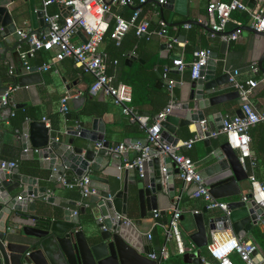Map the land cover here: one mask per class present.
Instances as JSON below:
<instances>
[{"label":"water","instance_id":"water-1","mask_svg":"<svg viewBox=\"0 0 264 264\" xmlns=\"http://www.w3.org/2000/svg\"><path fill=\"white\" fill-rule=\"evenodd\" d=\"M174 2L175 0H165L164 4L159 5L157 0H147L145 4L157 5L160 8L161 18L168 27H176L180 24L196 25L203 28L210 37L211 30L197 21L168 23L163 18L162 12L163 9L177 12ZM257 2L258 0H248V8L254 10ZM10 6L11 1L0 0V65H9L12 58L17 68L16 75H18L21 73L18 47H23L29 35L35 31L28 30V27L23 24L25 20L19 19V13L15 7ZM69 10L70 7L67 8V11ZM32 12L34 23L38 22L47 32L42 12L35 11L34 8ZM66 16L67 12H64L63 17ZM105 20L109 23L111 14H107ZM242 30L264 38L263 32H258L249 26L239 27L226 33H214V37L217 39L229 37ZM18 31L24 32L25 37H21ZM77 35L83 42L85 41L80 32ZM181 39H183L182 36ZM226 45L227 41L220 42V54L224 53ZM198 50V47L195 48V51ZM217 56L218 53L211 52L206 65L201 67L198 78L189 81L185 100L175 104L173 111L160 123L164 144L175 145L174 134L178 126L187 127L194 124L196 134L207 137L209 133L202 132L200 122L206 121L211 109L226 102L238 100V93L235 91L214 95L228 86L230 77L227 69L218 63ZM135 59L136 56H131L125 64L129 66ZM263 60L264 51L257 61L262 73H264ZM173 69L177 71V67L174 66ZM219 71H222V74L216 76ZM39 82L37 67H31L28 74L21 75L15 80L18 87H27ZM166 84L167 82H159L156 87L161 88ZM7 90L8 86L3 85L0 77V114L11 106V103L8 106L1 104V97ZM84 101V97L71 99L72 108L77 113L74 117L71 113L65 115L66 121L75 122V125L65 128V136L70 137L69 139L55 141L44 122L28 123L26 121L22 127L20 147L25 155L28 151L30 154L36 153L39 168L52 171V181L65 178V185H70L74 180H80L87 174L90 192L88 207L93 211L97 210L101 222L99 219L96 221V229H91L89 235L82 230H77L78 213L74 216L71 209H62L60 212L51 209L47 212V205L59 206L56 198L46 196L47 187H35L36 179L22 175L18 168H6L0 171V218L3 217V221H0V264H157L123 240L120 236L123 224L118 216L126 215L127 187L128 184H135L138 190L139 218L130 220V223L140 226L144 218H153V211L158 210V195L164 192V185L168 196L171 198L174 196L173 174L179 172L178 168L173 170L174 164L169 158L163 161V167H161L160 158L153 157L143 164V178L136 181V171L125 167L133 161L135 155L108 153V149L117 144L105 139L106 129L100 117H85L78 113ZM176 111H180L181 115L176 114ZM139 114L149 116L147 112H139ZM211 115L217 121V129H221L223 122L221 114ZM235 115L241 118V110L239 109ZM4 133L0 130V149ZM127 142L146 144L145 139H126L125 143ZM96 143L101 144L97 152L93 149ZM204 144L208 146L209 139H205ZM154 153L155 151L150 150L151 156ZM212 156L215 162L200 173L205 186L217 200L236 198L239 200L228 202V212L221 211L220 215L208 218L207 223L204 214L208 215L210 212L206 209L193 214L196 231L190 235L189 239L196 248V252H187L182 256L185 264H201V249L208 243L207 224L210 223L211 229L215 227L218 230L230 229L234 235L243 237L257 225L259 217L264 214L259 206L251 202L250 188H247L245 193L241 192L239 183L247 182L248 175L241 168L236 153L228 144L224 142ZM108 169H114L115 173H109ZM121 171L123 187L113 195L107 187L108 180L94 174L101 172L120 179ZM29 198L32 201H29ZM39 203H42L44 213L38 212ZM83 213L85 209L81 208V214ZM164 213L160 211V215ZM102 227L105 229L102 230ZM152 236L153 250L158 251L160 241L156 229L152 230Z\"/></svg>","mask_w":264,"mask_h":264},{"label":"built area","instance_id":"built-area-1","mask_svg":"<svg viewBox=\"0 0 264 264\" xmlns=\"http://www.w3.org/2000/svg\"><path fill=\"white\" fill-rule=\"evenodd\" d=\"M147 0H40L42 18L46 25L47 32L31 33L28 37L25 50L18 47L20 69L26 71L31 68L28 64V59L32 58L36 51L44 50L52 53L49 61L38 70L49 71L51 65L59 63L63 60H71L80 67L82 73L89 74L93 78L90 87V94L95 95L98 92L112 97L116 103L122 105V113L130 123L138 124L140 129L144 131L145 145L140 143H122L108 149V153L123 154L133 152L135 158L129 164H126L127 169L136 171L138 178H143V164L153 157L164 156L169 158L173 164L178 168V177L185 185H192L193 190L190 194L193 199H202L205 202L207 211L220 210L228 212V204L222 200H217L210 194L209 188L205 186L200 172L196 169L195 163L190 157L182 153V148L190 150L196 142L217 138L223 135L225 142L231 150L236 153L238 163L243 171L248 175L247 181L251 190V202L259 206L264 212V184L259 183L255 177L250 173L254 167V158L250 150V136L249 131L257 124L264 122V96H262L263 108L257 109L251 103L250 97L254 89L259 85V81L254 78L246 81H239L237 79L238 71L229 72V86L232 91L238 93V101L242 117L236 115L226 118L222 122V128L214 132H209L206 128V121H201L202 132H208L209 135H194L190 139L181 144H164L162 138V129L160 123L169 115L174 109L173 103V89L175 81L168 79V68L164 67L162 74V82H167L166 88L168 90L170 100L168 104L155 116L153 122H149V117L141 116L139 112L129 106L130 100H126L121 91V84H115V76L108 73L109 64L116 65V59L111 60L108 53L103 50V38L110 22H114V29L111 38L115 42V46L119 47L121 42L130 30H134L135 35L139 38H145L148 42L154 37L166 38V48L171 49L176 43L175 37L168 35V26L161 18L160 8L156 5L153 15L157 18V29H152L148 19L142 17L141 7ZM159 5L165 3V0H157ZM248 0H208L206 5V22L203 23L211 30V38L214 33H223L229 22L232 20V14L236 11L246 12L250 16V27L258 32L264 33V7L250 10L247 6ZM54 5L56 11L50 13L49 8ZM70 10L67 11V8ZM113 8L115 9L113 11ZM122 8H135L131 10L128 18L123 17L119 12ZM67 12V16L63 17V13ZM111 14V21L108 23L105 16ZM63 22L62 24L60 22ZM190 25H185V28H190ZM21 37H25V33L18 31ZM80 32L84 38L79 39L77 33ZM238 32V31H237ZM237 32L229 36L231 40L237 39ZM143 36V37H141ZM81 38V37H80ZM225 38V37H222ZM211 50L209 48L199 49L193 51L192 59L189 63L183 62L180 58L173 60V65L177 67V72L183 74L186 69H189V80L198 78V73L201 67L205 66ZM16 66L9 64L7 74L9 77L15 75ZM251 71L257 73L259 71L257 63L251 65ZM264 82V75L261 80ZM17 86H10L8 90L1 97V104L8 106L10 101V93L14 91ZM71 96L66 91L59 100L58 113L65 117L70 113ZM13 116V112L11 114ZM45 127L50 130V124L45 118L42 119ZM58 141V138L54 139ZM101 148L100 143L93 145V149L97 152ZM150 150L155 151L154 155H150ZM18 164L15 161H3L0 163V171L4 169L17 168ZM65 184V179L62 180ZM89 177L84 175L80 180H74L70 185V189L76 187L81 196L78 202L79 207L87 208L88 198L90 195ZM94 192V190L92 191ZM31 199V198H30ZM32 200V199H31ZM30 200V201H31ZM178 201L170 210V218L164 223L157 222L161 217L160 211H153V218L155 219L154 226L162 229L165 243L160 244L158 251L147 253L145 256L161 264L168 260L169 251L166 243L173 241L175 250L178 255H184L186 252L183 239L181 236L179 221L182 212L177 207ZM201 211H192L193 214H198ZM74 216L77 211L72 212ZM264 215V214H263ZM122 220V224L129 223L125 216H118ZM260 218V217H259ZM101 222V219H99ZM259 224L262 227L264 236V221L259 219ZM210 223L207 224L208 243L205 246L209 260L201 257V264H234L230 256L236 255L243 264H264V253L261 254L257 245L251 242L243 241L238 236L234 235L230 229L218 230L216 227L211 229ZM102 230L105 227L101 228ZM77 230H80L77 228ZM229 230V231H228ZM146 240L152 242L153 236L151 233L144 235Z\"/></svg>","mask_w":264,"mask_h":264},{"label":"crops","instance_id":"crops-1","mask_svg":"<svg viewBox=\"0 0 264 264\" xmlns=\"http://www.w3.org/2000/svg\"><path fill=\"white\" fill-rule=\"evenodd\" d=\"M3 1L4 2L11 1L10 7L11 8L15 7L16 11L19 13L18 18L25 20V23L23 24L26 27H28V30L35 31L34 33L44 32V28H42L38 22L34 23V17L32 12L33 8L35 11H40L41 8L40 0H3ZM220 1H225V0H220ZM263 1L264 0H258L254 10L259 9L262 6ZM207 2L208 0H183V1L175 0L174 6L177 7V12L173 10L171 11L168 9H163L162 15L163 18H165V20L171 24L181 23L188 20L197 21L200 24H203L204 22H206V18H207V14H206ZM155 7L156 5L153 3H147L141 7L142 17L148 19L149 22L153 24V26L157 25V18L153 15V11ZM49 9L52 8L50 7ZM114 10L115 9L113 8V11ZM131 10H132L131 8H122L119 13L121 15L125 13L126 15L125 18H128L130 16ZM231 17L232 20L231 22L228 23L225 29V33L230 32L239 27L250 25V20L246 25L245 24L243 25L240 24L237 18L233 16ZM190 26H191L190 28H185V25L180 24L179 26L176 27H169L172 28L173 34H176L175 35L176 43L173 44L171 49L168 48L164 49V45L166 44L167 39L158 38V37L152 38L150 41L146 42L147 44L143 49H140V52L144 57H146L150 61L157 62L156 63L157 67H155L154 69L156 72L157 69L161 67L160 66L162 65L161 62H163V64H165V62H169L171 64L170 65L171 74L175 76H180L181 74L173 69L174 68L173 60L175 58H180L183 62L187 63L192 59V55L190 51L188 50L186 51L185 49L186 45L188 44L191 49L193 48V50H195V48L197 47L199 49L210 48L212 49V52L218 53L217 61L220 64V66L226 68L228 72L238 71L237 79L239 81H246L256 76V74L251 71V65L253 63H257L258 58L264 51L263 37L242 30L237 32L236 40H231L230 37L217 39V38L209 37V34L199 26L196 25H190ZM178 29H180V31ZM181 36L183 37V39H181ZM79 39L82 38H80L79 36ZM221 41H227V45L223 54L219 53ZM104 47L105 46L103 44L102 48ZM46 55L48 56V54ZM49 55L52 56V53L49 52ZM131 56H136V59L133 60L129 66H131L134 62H140L141 64H144V61L142 60V58H140L139 55L135 53H131L127 59H129ZM38 60L39 59L37 57L35 59H31L30 60L31 67H37V68L40 67L36 65ZM9 64L14 65L12 58L10 59ZM118 69H119L118 63L116 65L109 64L108 73L113 74L116 77V75L118 74ZM7 70H8V65H4V66L0 65V77L2 78L3 85L4 86L7 85L8 87L14 84L15 78H18L24 74H28L26 71L24 72L21 70L20 74L16 75L15 72L14 76L9 77V75L7 74ZM38 73L40 76V82L33 85H29L27 87L17 86V88L10 93L9 104L11 103V106H8L0 114V130H3L5 132L2 138L0 153L2 152L5 146H10L12 149L11 150L12 154L13 155L17 154V160L19 162L38 160L35 152H33V154H30L28 151V154L25 155L22 153V149L20 147V143H21L20 137H21L22 127L26 121L28 123L42 122V119L45 118L46 120H48V123L50 124V131H51L50 135L53 138H58V141L69 139L70 137L65 136V128L70 125H75L74 121H66L65 117L61 116L59 118V129L53 130L51 128V118L58 113L59 100L65 94L66 91L69 92L71 99L76 97H84L85 101L83 105L85 104L86 100L92 99L103 106L104 112L100 116V118L102 119L106 129V135H105L106 140L112 141L113 144L118 145L125 143L126 139H138V140L145 139V136L144 138H138L137 135L134 134V130L129 127L130 122L123 115L121 104L116 103L112 97L106 96L100 92H98L95 95L90 94V87L92 85L93 78L89 74L82 73L80 67L71 60L68 59L63 60L59 63L51 65L49 71L38 70ZM157 74H159V72H157ZM220 74H222V71L217 72L216 76ZM263 75L264 73L260 71V74L259 76H257L256 79L257 81H259V85L254 89L253 94L250 97L253 106L260 110L263 108V104L261 100L262 96L264 95V82L261 81ZM173 80L176 82L174 87L177 90L173 98V103L175 105L185 100L188 93L189 81H177L175 79ZM121 91L124 97L126 98V100L129 101L131 98V89L126 85H122ZM230 91L232 90L228 85L223 90L216 92L214 95H220ZM86 92L88 94V97H85ZM15 106H19V108H15ZM70 106L72 111L70 113L74 117L76 115V112H74L72 108L71 101H70ZM25 108H33L34 109L33 114L34 116H36L35 117L36 119L33 118L26 119L21 126V130L16 131L13 129L12 126H10V118L13 117L11 114L13 110H17V109L23 110ZM239 109H240V104L238 100L226 102L211 109L210 114L205 122L207 130L209 132H214L218 130L217 121H215V119L212 117L211 114L220 113L222 119L224 120L226 118L235 115V113ZM140 112L148 113V108L144 107L143 110ZM176 114L181 115V112L176 111ZM93 117L96 116H92L91 118ZM258 126L254 127L255 131L253 132V140L255 144L260 145L259 147L264 148V123H259ZM186 132H189L193 136L196 135L194 124H191L187 127L178 126L174 134L175 137L174 144L178 145L184 142L185 140L182 138ZM224 142H225L224 136L219 135L217 138H209L208 146L205 145L204 140H202L196 142L190 150H186L185 148H182V153L192 159V161L195 163L196 169L201 173L215 162L212 154L216 153L219 147ZM127 154L128 156H132L134 153L127 152ZM30 156H32V158H29ZM159 158H160L161 167H163V161L168 158L164 156H160ZM174 169H177L175 165L173 166V170ZM41 170H42V175L44 176L42 179L31 176L29 177L36 179L35 187H47V194H46L47 197L51 196L59 201V206L47 205L46 206L47 212L51 209L57 210L58 212H60L62 209H71L73 212L74 210L81 208L78 206L79 201L72 199L73 193L71 189L62 182V180L65 178H60V179H56L55 181H52L51 180L52 171L48 169H41ZM108 172L115 173L114 169H108ZM19 173H21L20 170ZM21 174L25 175L23 173ZM94 174L98 177L108 180L107 187L109 188V192L111 193V195L115 194L123 187L122 171H121L120 179H116L111 176L102 174L101 172ZM138 179L139 178L136 173L135 180L137 181ZM247 188H249L248 181L246 188L245 190L242 191V193H245ZM192 190H193V186L185 185L179 179L178 173L173 174L174 196L172 198L168 196L165 185H164V192L158 195V210L165 212L164 215H161V217H165L164 222H167L166 220L170 218V210L174 207L177 201H178V206L180 208L185 207L187 204H189V202L198 201V200H193V198H191L190 194ZM137 191L138 190L135 184L133 185L128 184L127 187L128 200L130 198H135V196H137ZM28 200L30 201L31 199L29 198ZM237 200L239 199L238 198L234 200L226 199L222 201L228 203L230 201H237ZM85 211L86 213L89 214L93 213L96 221L99 219V213L97 212V210L93 211L89 207H87L85 208ZM209 212L210 213H208V216L209 218H212L220 215L221 211L211 210ZM45 214L47 215L46 212ZM181 217L182 219L179 221V228L184 246L186 247L185 248L186 253L187 252L195 253L196 248L193 246V244L189 239L190 235H192L196 231L193 220V213L192 211L183 212ZM259 219L261 221H264V215L260 216ZM0 221H3V217L0 218ZM154 222H155L154 218H144L141 222V225L136 226V228L142 236L146 235L147 233L152 234V230L156 229L157 237L159 238L160 244H163L165 243L163 231L162 229L155 227ZM259 223L260 222L258 221L256 227H258L259 230L260 229L262 230V227ZM251 231L244 234L243 237H239V238H241L243 241L254 243L255 245H257L259 252L263 254L260 245L251 235ZM133 243L134 246L136 245L139 246V244L136 241ZM166 246L169 251L170 257L179 256L175 250V244L172 240L168 241L166 243ZM234 259L236 260V257H234Z\"/></svg>","mask_w":264,"mask_h":264},{"label":"trees","instance_id":"trees-1","mask_svg":"<svg viewBox=\"0 0 264 264\" xmlns=\"http://www.w3.org/2000/svg\"><path fill=\"white\" fill-rule=\"evenodd\" d=\"M225 1H229V0H225ZM262 6L264 7V1L262 3ZM51 8L52 9H49L50 13L56 11V6L52 5ZM122 16L125 17L126 16L125 13ZM232 16L237 18L240 24L243 25L244 24L246 25L250 20V16L246 12L237 11L234 12ZM150 26L152 29H157V26H153L151 23ZM113 29H114V22L112 21L110 22L107 32L105 33L103 38V44L105 46L103 50L108 53L111 59H116L118 61L119 69H118V74L115 77V84L126 85L131 89V98H130L129 106L135 109L137 112L142 111L144 107L148 108L149 122L151 123L153 122L155 116L168 104L170 100L168 90L165 86L161 88L156 87L157 83L163 81L162 74L164 72V67L168 68V72H167L168 79L173 78L177 81H190L189 80L190 71L189 69H186L184 73L181 74L180 76H175L172 75L170 72L171 64L169 62H165V64L161 62L162 65H160L161 67L157 69V72H159V74H157V72L154 70L155 67H157L156 66L157 62L148 60L140 52V49H143L147 44L145 38L137 37L135 35L134 30H130L124 36L121 45L117 47L115 46L114 40L111 38ZM178 30L180 31V29ZM168 35L172 37H176L175 36L176 34H173L172 32V28H168ZM26 48L27 46L23 45L22 49L25 50ZM185 49L186 51L187 50L190 51L192 55L194 51L193 48L191 49L190 46L187 44ZM210 50L212 51V49ZM131 53H135L139 55L140 58H142V60L144 61V64H141L140 62H134L131 66H126L124 64V61L129 57ZM46 54H48V56ZM36 57L39 59L36 65L42 66L43 64L49 61L51 55H49V52L47 51L38 50L35 52L32 58L28 59L29 66H31L30 60L35 59ZM263 68H264V60H263ZM259 74L260 71L256 73L254 79H257V76H259ZM15 80L16 78L14 79V81ZM15 85L16 84L14 82L12 86ZM176 92L177 90L174 87L173 89L174 96ZM85 97H88L87 92L85 94ZM33 111H34L33 108H25L23 110L21 109L13 110V117L10 118V126H12L14 130L20 131L21 126L26 119L29 118L36 119L35 118L36 116H34ZM70 112L72 111L70 110ZM103 112H104V108L100 103L92 99H88L86 100L85 104L81 107L78 113L80 115L87 117H92V116L100 117L103 114ZM60 117L61 115L57 113L51 118V128L53 130L59 129ZM256 126H258V124ZM129 127L134 130V134L137 135L138 138H144V136L146 135L144 131L140 129L138 124L129 123ZM254 131L255 128L249 131L250 150L254 158V167L250 173L255 177V179L259 183L264 184V162H263L264 148L259 147L260 146L259 144H255L253 140ZM192 136H193L192 134L186 132L182 139L186 141L190 139ZM11 150L12 149L10 146H5L2 152L0 153V160L8 161V162L10 161L17 162L18 169L21 171V173L25 174L26 176L36 177L39 179H42L44 177L42 175V170L39 168V164L37 161L31 160V161L19 162L17 160V154L13 155ZM71 191L73 193L72 199L76 201H80L81 196L79 190L76 187H72ZM193 200H198V201L189 202V204L181 208L177 204L178 209L182 213L187 211H194V210L202 212L205 207V202L202 199H193ZM39 205H40V209L38 210V212L44 213V209L42 210V203H39ZM76 211L79 215V222L77 224V228L82 230L86 235H89V233H91L90 231L91 229H96L95 228L96 220L93 213L89 214L86 213L85 211V213L81 214V208L76 209ZM126 218L128 220H136L139 218V207H138L137 196H135V198H130L128 200ZM204 218H205V222L207 223L209 216L204 214ZM164 219L165 217H160L159 219H157V222L163 223ZM166 221H168V219ZM260 230L256 226L253 227L251 231V235L260 245L264 253V236L262 230L261 232ZM120 236L127 244L132 246L135 250L139 251V253L145 255L147 253H151L154 251L152 242L147 241L145 236H142L138 232L136 226H134L130 222L122 225L120 229ZM135 241L139 244V246L138 245L134 246L133 242ZM201 255L202 257L209 260V256L206 248L201 249ZM230 259L234 264H237L236 260L234 259V255H231ZM161 264H185V263L182 262V256L179 255L178 257L169 256L168 260L162 262Z\"/></svg>","mask_w":264,"mask_h":264},{"label":"rangeland","instance_id":"rangeland-1","mask_svg":"<svg viewBox=\"0 0 264 264\" xmlns=\"http://www.w3.org/2000/svg\"><path fill=\"white\" fill-rule=\"evenodd\" d=\"M246 185H247V182H246V181H242V182L239 183V187H240V189H241V192H242L243 190H245ZM85 231H86V230H85ZM234 257H236L237 264H243L237 256L234 255Z\"/></svg>","mask_w":264,"mask_h":264}]
</instances>
